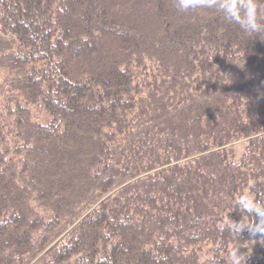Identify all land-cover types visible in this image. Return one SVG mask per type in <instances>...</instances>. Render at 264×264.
<instances>
[{
	"label": "trees",
	"instance_id": "trees-1",
	"mask_svg": "<svg viewBox=\"0 0 264 264\" xmlns=\"http://www.w3.org/2000/svg\"><path fill=\"white\" fill-rule=\"evenodd\" d=\"M234 251L264 264V33L175 0H0V264Z\"/></svg>",
	"mask_w": 264,
	"mask_h": 264
},
{
	"label": "clouds",
	"instance_id": "clouds-1",
	"mask_svg": "<svg viewBox=\"0 0 264 264\" xmlns=\"http://www.w3.org/2000/svg\"><path fill=\"white\" fill-rule=\"evenodd\" d=\"M177 12L187 14L199 8H214L230 22L239 23L242 30L247 34L264 33V23L260 22L261 9L256 0H175ZM237 15L240 19L237 20ZM248 212H256L261 215L260 207L245 208ZM229 264H243V257L234 251L230 254Z\"/></svg>",
	"mask_w": 264,
	"mask_h": 264
},
{
	"label": "rangeland",
	"instance_id": "rangeland-1",
	"mask_svg": "<svg viewBox=\"0 0 264 264\" xmlns=\"http://www.w3.org/2000/svg\"><path fill=\"white\" fill-rule=\"evenodd\" d=\"M231 221L234 223H239L241 225H244V221H246V218L242 215H235L233 218L231 217Z\"/></svg>",
	"mask_w": 264,
	"mask_h": 264
}]
</instances>
